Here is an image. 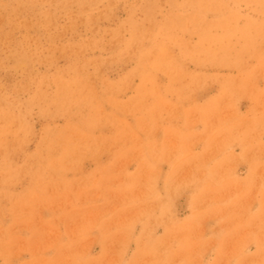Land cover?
<instances>
[{"label":"rangeland","instance_id":"374dc122","mask_svg":"<svg viewBox=\"0 0 264 264\" xmlns=\"http://www.w3.org/2000/svg\"><path fill=\"white\" fill-rule=\"evenodd\" d=\"M0 264H264V0H0Z\"/></svg>","mask_w":264,"mask_h":264}]
</instances>
